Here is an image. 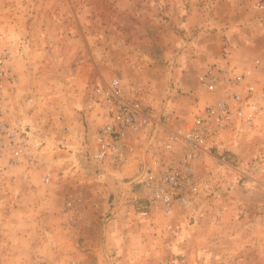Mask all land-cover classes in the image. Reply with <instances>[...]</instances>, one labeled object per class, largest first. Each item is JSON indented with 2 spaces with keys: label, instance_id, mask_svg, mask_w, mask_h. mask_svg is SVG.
I'll list each match as a JSON object with an SVG mask.
<instances>
[{
  "label": "rangeland",
  "instance_id": "1",
  "mask_svg": "<svg viewBox=\"0 0 264 264\" xmlns=\"http://www.w3.org/2000/svg\"><path fill=\"white\" fill-rule=\"evenodd\" d=\"M256 1L0 0V47L14 53L20 77L16 114H29L56 160L48 185L42 171L25 167L2 177L0 264H264V123L229 129L211 147L196 169L207 188L172 229L163 214L139 218L126 204L122 216L86 212V221L114 218L103 241L98 233L85 241L67 227L65 194L107 191L101 176L114 175L83 150L80 160L71 155L74 139L57 112L91 125V91L117 77L152 111L191 125L215 100L199 83L204 69L264 57V8Z\"/></svg>",
  "mask_w": 264,
  "mask_h": 264
},
{
  "label": "built area",
  "instance_id": "2",
  "mask_svg": "<svg viewBox=\"0 0 264 264\" xmlns=\"http://www.w3.org/2000/svg\"><path fill=\"white\" fill-rule=\"evenodd\" d=\"M255 6L264 8V0H257ZM199 83L215 100L189 126L175 124L165 110L152 111L117 77L98 83L89 97V109L100 124L93 141L83 140L86 160L106 169H131L122 184L121 201L139 218L163 214L169 229L175 216L190 210L207 188L200 185L196 169L211 154V147L229 129L251 131L264 123V57L242 67L215 62L200 73ZM19 84L14 53L7 46L0 47V183L9 172L25 167L42 171L43 182L48 184L54 177L53 156L39 131L16 114L19 101L14 90ZM24 99L34 102L32 97ZM63 129L71 131L69 125ZM66 198L67 227L74 232L85 219L76 203L85 197L68 194Z\"/></svg>",
  "mask_w": 264,
  "mask_h": 264
},
{
  "label": "crops",
  "instance_id": "3",
  "mask_svg": "<svg viewBox=\"0 0 264 264\" xmlns=\"http://www.w3.org/2000/svg\"><path fill=\"white\" fill-rule=\"evenodd\" d=\"M90 101V100H88ZM89 104V102H88ZM87 104V112L89 113V115L87 114L86 118L87 120L90 118L91 121V125L90 123H87V126L84 125V123L80 122L79 119L75 118L74 120H72L73 122L70 123V121L68 120L67 115H62V110L58 109L57 112H59V125L64 128L65 125H69L71 127V131L69 132H65L64 133L67 135L66 137L69 138H73L74 140L72 141L74 143V149H72V156H75L76 159L80 160L79 158L81 157V151H84V146H83V140L87 137L88 139H90L91 141H93L94 137H95V131L97 126L100 124V120L97 117V115L95 114L94 111L89 109V106ZM26 115L24 118L20 119L22 120L24 123H29L31 125V121L29 120L28 116L29 114H25ZM23 115V116H24ZM89 124V125H88ZM33 126V125H31ZM83 126V128H82ZM35 127V126H33ZM85 134H87L88 136H85ZM39 136L41 137V135L39 134ZM46 137V136H45ZM42 139H44L46 141V144H48L47 139L41 137ZM40 138V139H41ZM60 144H62V142H60ZM70 151V150H68ZM54 162H56L54 156L51 157V167L55 168ZM81 162V161H80ZM77 164V163H76ZM96 168H100V170L102 171V166L99 165H95ZM106 168H103V171H106ZM128 169H122V170H111L109 169L108 171H113V173H110L112 175H114L113 177H108L106 175H103L101 177H103V180H106V182L108 183V186L106 187L107 191L105 190H100L97 191V189H85L87 191H80L77 192L76 190H71L69 192H66L65 195L68 196V194H70L72 196V198H77L79 194H81L84 198L83 202H81L80 204H77L76 209L80 210L83 213H90V212H94V211H99V210H104L107 211L106 214H112V215H116L122 216V212L124 213V211H122V208L124 207L123 205H125L124 201H121V195H122V184L125 180V177L122 176V171H127ZM102 175V174H101ZM123 177V178H122ZM54 180V179H53ZM53 180L50 182L52 183ZM43 181V179H42ZM44 183V182H43ZM48 183V184H50ZM45 184V183H44ZM45 184V185H48ZM115 199L114 203L113 200ZM120 203L119 205L115 206L114 204ZM119 207V208H118ZM110 216L108 218H103L102 222L100 221L99 216H96V220L92 219V220H88L87 221L84 219L81 221L79 227L75 230V235L78 237H82L85 239V241H93L92 237H96L97 233L99 235V237L103 236L104 234L106 235L107 232L110 231V226H111V219L114 218V216ZM109 236V235H108ZM100 241L102 240V237L100 239Z\"/></svg>",
  "mask_w": 264,
  "mask_h": 264
}]
</instances>
